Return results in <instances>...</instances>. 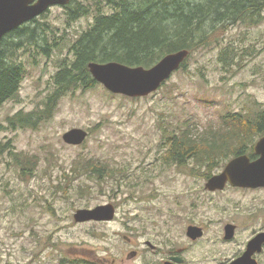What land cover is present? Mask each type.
<instances>
[{
  "label": "rangeland",
  "instance_id": "rangeland-1",
  "mask_svg": "<svg viewBox=\"0 0 264 264\" xmlns=\"http://www.w3.org/2000/svg\"><path fill=\"white\" fill-rule=\"evenodd\" d=\"M259 19L213 31L209 44L192 51L186 68L156 92L128 97L98 83L61 96L48 119L26 128L9 126L7 118L45 109L68 49L48 57L21 50L26 73L18 97L0 108V143L34 163L24 173L8 150L0 154V264H163L177 252L184 264L233 259L264 229V189L204 195L196 176L204 171L166 164L164 128L201 133L220 126L228 111L255 109L254 100L264 106V11ZM44 20L71 44L93 17L68 21L66 8L53 6ZM226 48L235 53L230 72L221 61ZM75 127L90 134L84 143L69 145L63 134ZM81 157L104 163L105 177L74 172ZM198 196L208 233L192 242L186 226ZM107 203L116 207L112 221L75 222L78 209ZM226 222L239 225L234 241L222 237ZM258 260L264 264V252Z\"/></svg>",
  "mask_w": 264,
  "mask_h": 264
},
{
  "label": "trees",
  "instance_id": "trees-1",
  "mask_svg": "<svg viewBox=\"0 0 264 264\" xmlns=\"http://www.w3.org/2000/svg\"><path fill=\"white\" fill-rule=\"evenodd\" d=\"M65 8L68 21L93 17L71 44L65 36L55 33L58 28L50 26L44 15L24 23L0 41V108L19 95L26 73L21 50L28 52L32 48L48 57L57 50L63 55L68 49L53 76L54 90L46 99L45 109L9 116L11 127L35 126L51 116L61 96L94 88L98 82L89 71V62L118 61L151 67L167 53L180 49L192 52L208 45V36L216 29L223 30L237 22L258 24L264 0H71ZM234 54L233 49L226 48L221 55L229 72L236 63ZM187 62L186 59L182 69ZM253 103L255 109L228 111L222 115L220 126H209L201 133L188 128H164L166 164L204 167L202 171L208 173L241 154L254 158L253 147L264 135V106L256 100ZM5 150L24 173L33 169L31 156L13 151L10 143H0V154ZM77 160L74 172L94 175L98 180L105 177L104 163L93 158ZM194 167L190 168L192 172ZM111 172L106 175L112 176L114 171Z\"/></svg>",
  "mask_w": 264,
  "mask_h": 264
},
{
  "label": "water",
  "instance_id": "water-1",
  "mask_svg": "<svg viewBox=\"0 0 264 264\" xmlns=\"http://www.w3.org/2000/svg\"><path fill=\"white\" fill-rule=\"evenodd\" d=\"M70 0H0V40L10 30H14L44 13L55 4L66 5ZM189 49H180L163 56L156 64L147 68L143 66H130L118 61L88 63L93 78L103 84L115 94L129 97H143L157 91L160 86L178 70L189 56ZM89 132L83 128H72L63 134V141L70 145L82 144ZM259 157L251 160L246 154L236 156L225 166L224 170L209 179L206 186L211 189H222L226 182L234 186L258 187L264 186V136L254 147ZM116 216L114 204L107 203L93 208H81L74 214L77 223L91 221H112ZM188 235L196 239L202 236V231L196 226L188 228ZM234 235V226L226 227L225 239ZM264 246V232L252 238L246 251L230 264H259L253 257L261 252ZM131 255H135L132 252ZM179 260V258L174 257ZM169 264V262H167Z\"/></svg>",
  "mask_w": 264,
  "mask_h": 264
},
{
  "label": "flooded vegetation",
  "instance_id": "flooded-vegetation-1",
  "mask_svg": "<svg viewBox=\"0 0 264 264\" xmlns=\"http://www.w3.org/2000/svg\"><path fill=\"white\" fill-rule=\"evenodd\" d=\"M54 7H56V6H54ZM63 8H65V7H63ZM11 31H13V30L8 31L6 34H4L3 37L8 36L11 33ZM250 158H252V157H250ZM252 159H255V158H252ZM175 165H177V164H175ZM177 166H180V165H177ZM181 167H183V166H181ZM194 169L195 170L198 169L200 171V170H204V167H194ZM195 170H194V173L195 172H198V171H195ZM219 172H220L219 171V168H214L213 170H211L208 173H202L203 175L202 174L196 175V176L201 177L202 182H204V185L201 184V186H199V190H200L201 193H203V194L205 193L204 195L213 197V196H217L219 194H222V193L226 192L227 190H242V191L251 190V191H254V190H262V189H264V186H258V187L234 186L230 182H226L224 188H222V189H215V190L209 189L206 186L207 182L209 181V179L211 177H213L216 174H219ZM196 176L194 175V177H192V178H195ZM198 197H200V198L196 199V201L193 202L191 204V206L189 207V211H191L190 212V216H189L190 221H188L187 226H186V236L192 242H197V241L202 240L206 236V234L208 233L207 225L204 224L205 223L204 219L206 217L204 215H201V213L199 212L201 210V207H202L201 206V201H203L204 199L202 198V196H198ZM228 225L234 226V235H233V237L231 239H225L226 227ZM190 226H196V227L200 228L201 231H202V233H203L202 236H200V237H198L196 239L191 238L188 235V233H187L188 232V228ZM223 228H224L223 229L224 230V233H223V236L222 237H223L224 241L231 242V241H234L235 239H237V231H239V225L237 223H234V222H226ZM261 232H264V229L259 230V231H256L255 233H253V235L250 237V239L245 243L244 248H242L239 251V253L233 259H231V260H229L227 262H223L221 264H230L233 260H235L236 258L240 257L246 251L249 241L252 238H254L257 234H259ZM125 237L127 238L128 241H132L131 238H129L127 236H125ZM146 244L149 247H151L152 249L155 248V245L152 242H150V241H146ZM263 252H264V246H263L261 252H256L253 255V257L258 261L259 264H260V261L258 260V256L261 255ZM174 257L179 258V260L174 259ZM167 262H169V264H184L185 263V258L182 257L179 252H177V253H175L173 255H170L166 260H164L163 264H167Z\"/></svg>",
  "mask_w": 264,
  "mask_h": 264
}]
</instances>
